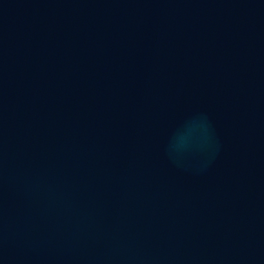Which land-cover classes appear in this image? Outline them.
Listing matches in <instances>:
<instances>
[{
	"label": "water",
	"instance_id": "95a60500",
	"mask_svg": "<svg viewBox=\"0 0 264 264\" xmlns=\"http://www.w3.org/2000/svg\"><path fill=\"white\" fill-rule=\"evenodd\" d=\"M0 264H264V0H0Z\"/></svg>",
	"mask_w": 264,
	"mask_h": 264
}]
</instances>
